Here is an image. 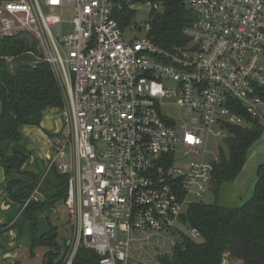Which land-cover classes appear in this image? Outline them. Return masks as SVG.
<instances>
[{"label": "built area", "instance_id": "obj_1", "mask_svg": "<svg viewBox=\"0 0 264 264\" xmlns=\"http://www.w3.org/2000/svg\"><path fill=\"white\" fill-rule=\"evenodd\" d=\"M180 1L194 22L187 45L170 49L150 39L148 22L140 38L133 26L126 36L115 14L135 11L133 0L0 1V39L30 35L27 53L50 66L62 93L48 172L68 179L63 207L73 241L64 264L79 247L95 251L99 264H129L132 245L152 247L211 191L207 139L245 124L236 103L264 124V0ZM41 183L24 209L42 200Z\"/></svg>", "mask_w": 264, "mask_h": 264}, {"label": "trees", "instance_id": "obj_2", "mask_svg": "<svg viewBox=\"0 0 264 264\" xmlns=\"http://www.w3.org/2000/svg\"><path fill=\"white\" fill-rule=\"evenodd\" d=\"M146 2L161 7L159 11L150 12V39L163 49L187 45L189 39L184 31L194 22L192 12L180 0H133L136 5ZM115 15L120 27L125 29L131 26L136 12L125 6ZM34 62L23 42L15 38L0 39V145L9 139L19 140L23 126H40L47 109L63 106L61 89L52 69L44 62ZM257 95L264 100V89H259ZM235 109L245 119V124L227 126L228 136L224 139L227 154L221 151L213 164L211 191L215 203H198L187 212V224L199 232L201 242L183 236L172 255L161 259L163 264H264V163L256 171L253 196L245 204L226 206L222 197L224 187L238 181L251 150L264 133V124L252 118L242 104L236 103ZM24 163L23 155L15 154L7 159L0 149V167L6 175L3 186L7 188L9 199L22 206L41 181L34 177L33 185L28 187L22 181L10 180L13 172L22 174ZM67 184V177L52 169L40 189L45 199L32 202L24 209L23 221L29 220L32 224L31 257L36 256L35 250L39 247L50 249L44 264H61L57 261L61 250L56 229L37 234L35 214L64 201ZM17 232L18 239L21 231ZM99 261L95 251L81 247L73 264H99Z\"/></svg>", "mask_w": 264, "mask_h": 264}, {"label": "crops", "instance_id": "obj_3", "mask_svg": "<svg viewBox=\"0 0 264 264\" xmlns=\"http://www.w3.org/2000/svg\"><path fill=\"white\" fill-rule=\"evenodd\" d=\"M61 128V110L59 108H49L43 113L40 126H23L19 131V140L9 139L0 145V149L7 159L12 158L15 154H21L25 157V163L21 167L22 174L13 172L10 180L22 181L29 187L33 185L34 177H39L41 179L39 183L42 182L41 184H44V180H46L47 175L51 171L48 172L50 158L52 157V142L54 137L61 131ZM263 163L264 158L263 160H259L247 175L244 169L245 171L242 172L236 182L237 200L244 198V191L254 181L256 171ZM42 195L44 197V194ZM59 206H62L63 211L59 210ZM23 213V206L11 201L8 197L6 186H1L0 232L4 231L6 233L10 230H20L21 236L10 247L0 245V250L4 253L3 259L0 256V264H16L17 262L21 264H44V257L50 249L48 247H39L37 248L38 251L37 249L35 251L36 256L34 258L31 257L32 224L29 220L23 221ZM63 214H66L63 201L51 208L37 212L35 214L37 227L40 220L43 223L42 230H38L37 228V234H45L51 231V229H56L59 233L58 227L55 224L63 219ZM18 246H23L28 250H25L27 253L24 254L23 260L17 258L16 250Z\"/></svg>", "mask_w": 264, "mask_h": 264}, {"label": "rangeland", "instance_id": "obj_4", "mask_svg": "<svg viewBox=\"0 0 264 264\" xmlns=\"http://www.w3.org/2000/svg\"><path fill=\"white\" fill-rule=\"evenodd\" d=\"M135 12H136V15L132 20L131 27L133 26L137 28V31L134 32V37L140 38L141 34L138 32V29L146 25V23L149 20V15L151 11L145 5L141 4V5L135 6ZM69 18L71 19V15H69ZM125 33L127 37H129L130 34H132L130 29L128 28H126ZM32 57L35 60V57L34 56ZM258 66H259V69L264 73V59H262L259 62ZM164 111L166 114L176 117V118L178 117V114H179L178 109L176 107H166L164 108ZM216 132H217V128L215 127L213 129V133H216ZM221 151H224L227 154V147L224 143V139L221 137H216L214 134L209 135L207 139L206 156L209 157L210 155H213L215 159L217 160ZM263 158H264V133L262 135V138L258 142V144L251 150L249 154L247 164L244 168L246 170V175L250 172V170H252V167L255 166L259 160L261 159L263 160ZM188 160L194 161L196 159L190 157ZM41 187H42V184L40 186V189ZM253 192H254V181H252V183L244 191V194H243L244 198L241 200H237L236 183H235L234 185L224 187L222 197L225 200L226 206H234V204H237V203L243 205L253 196ZM215 200L216 198H215L213 191H210L209 193L206 194L202 202L206 205H211L215 203ZM58 208L59 210L63 211L62 206H59ZM55 226H57L59 230V233L57 232L58 234L57 243H58L59 249L61 250V254L59 255L57 261H61L62 262L61 264H64L65 261L69 260L68 255H69L72 241H73L72 240L73 231L70 229L66 214H63V219L58 221L55 224ZM42 227H43V223L40 220V223L37 228L38 230H42ZM191 231L192 229L189 224L178 222L175 224L171 233H169L168 235H163L164 239L163 238L153 239L151 241L153 244L152 247H147L146 250H141L139 243L132 245L130 249L131 259L129 261V264H139V261H142L147 264L149 263L156 264L157 261L155 259L158 256L166 255L169 250H172L175 247V245L181 243L183 240V236L193 239L191 237ZM193 240L197 242H201L200 238L193 239ZM80 248L81 247L78 248V251ZM25 250L28 251L23 246H18L16 251H17V258H19V260H23L24 254L27 253ZM0 256L3 259L4 253L1 250H0ZM76 256L77 254L75 255V258Z\"/></svg>", "mask_w": 264, "mask_h": 264}, {"label": "water", "instance_id": "obj_5", "mask_svg": "<svg viewBox=\"0 0 264 264\" xmlns=\"http://www.w3.org/2000/svg\"><path fill=\"white\" fill-rule=\"evenodd\" d=\"M17 41L19 42H25L26 43V52H31L34 49L35 43L34 39L28 35L23 34L17 38ZM209 161L211 163H214V157L210 156ZM6 181V175L5 170L3 167H0V187L4 185ZM181 220L183 223H187V218L184 214L181 215ZM18 232L16 230H10L6 233H3L0 235V245L3 247H10L12 244H14L15 240L17 239Z\"/></svg>", "mask_w": 264, "mask_h": 264}]
</instances>
